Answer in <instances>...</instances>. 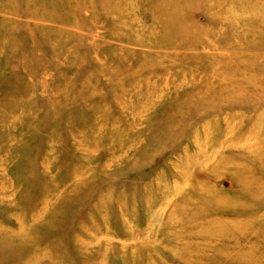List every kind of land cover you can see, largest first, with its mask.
Instances as JSON below:
<instances>
[{"label": "rangeland", "instance_id": "374dc122", "mask_svg": "<svg viewBox=\"0 0 264 264\" xmlns=\"http://www.w3.org/2000/svg\"><path fill=\"white\" fill-rule=\"evenodd\" d=\"M0 264H264V0H0Z\"/></svg>", "mask_w": 264, "mask_h": 264}]
</instances>
